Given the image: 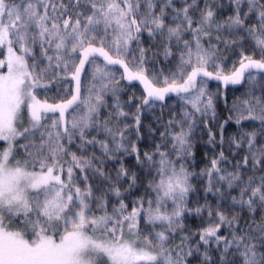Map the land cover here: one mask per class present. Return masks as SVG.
<instances>
[{
  "label": "snow or ice",
  "instance_id": "6c2138e0",
  "mask_svg": "<svg viewBox=\"0 0 264 264\" xmlns=\"http://www.w3.org/2000/svg\"><path fill=\"white\" fill-rule=\"evenodd\" d=\"M0 264H264V0H0Z\"/></svg>",
  "mask_w": 264,
  "mask_h": 264
}]
</instances>
